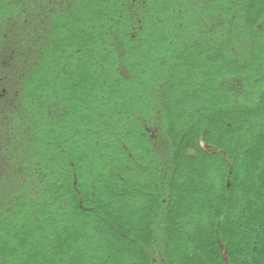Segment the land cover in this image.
<instances>
[{"label": "trees", "instance_id": "obj_1", "mask_svg": "<svg viewBox=\"0 0 264 264\" xmlns=\"http://www.w3.org/2000/svg\"><path fill=\"white\" fill-rule=\"evenodd\" d=\"M0 128V264H264V0H0Z\"/></svg>", "mask_w": 264, "mask_h": 264}, {"label": "rangeland", "instance_id": "obj_2", "mask_svg": "<svg viewBox=\"0 0 264 264\" xmlns=\"http://www.w3.org/2000/svg\"><path fill=\"white\" fill-rule=\"evenodd\" d=\"M155 135V153L158 155H160V157H164V156H168V152H167V143L165 141V139L163 137H161L158 133H153ZM6 137L5 132H3L0 128V139ZM204 149L206 150L207 148L205 146H203ZM3 148L2 150H0V153H3ZM1 168H3V170H6L5 166L2 165ZM0 168V169H1ZM2 170V169H1Z\"/></svg>", "mask_w": 264, "mask_h": 264}]
</instances>
